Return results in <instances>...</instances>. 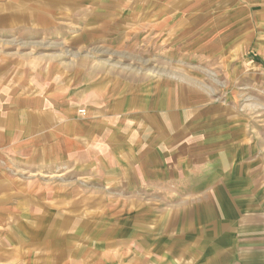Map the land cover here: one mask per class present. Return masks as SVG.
<instances>
[{
  "label": "crops",
  "instance_id": "obj_1",
  "mask_svg": "<svg viewBox=\"0 0 264 264\" xmlns=\"http://www.w3.org/2000/svg\"><path fill=\"white\" fill-rule=\"evenodd\" d=\"M196 7V27L211 38L208 57L264 66V0ZM34 8L36 17L22 8L28 19L9 20H39ZM24 73L7 86L0 74V264H264V128L235 102L173 76L70 75L65 85L32 88ZM85 162L93 173L145 176L141 191L193 189L183 203L194 209L184 213L179 201L174 214L138 210L121 233L117 208L105 224L101 203L7 204L23 199L13 166L62 174L70 164L79 178ZM60 187L56 196L70 195Z\"/></svg>",
  "mask_w": 264,
  "mask_h": 264
},
{
  "label": "rangeland",
  "instance_id": "obj_2",
  "mask_svg": "<svg viewBox=\"0 0 264 264\" xmlns=\"http://www.w3.org/2000/svg\"><path fill=\"white\" fill-rule=\"evenodd\" d=\"M56 1L0 0V74L8 80L6 86L21 80L15 77L17 72L19 76L21 72L29 74L32 88L65 85L70 75L79 80L96 74H114L133 82L171 76L195 83L200 80L203 84L196 89L208 97L235 102L237 110L264 128V66L256 61L254 68H246L244 57L232 63L228 57H208L214 53L211 38L200 34V26L196 27L193 20L196 4L202 0ZM34 6L42 11L39 20L13 22L28 19L17 9L25 8L30 17L38 16ZM83 167V178H78L75 165L70 164L62 174H36L31 172L36 168L17 170L13 166V172L25 184L23 199L7 204L35 207L57 202L101 203L105 224L111 209L114 212L117 208L121 233L128 227L126 219L138 210L174 214L179 201L184 213L194 209V204L183 203L185 196L193 197V189L170 184L160 190L141 191L145 176L112 177L102 168L93 173L91 162ZM61 185L67 186L69 196L55 195ZM29 246L31 257H39L41 248Z\"/></svg>",
  "mask_w": 264,
  "mask_h": 264
}]
</instances>
